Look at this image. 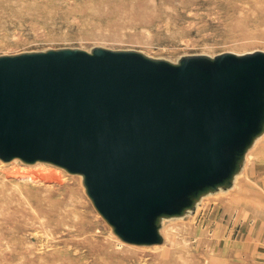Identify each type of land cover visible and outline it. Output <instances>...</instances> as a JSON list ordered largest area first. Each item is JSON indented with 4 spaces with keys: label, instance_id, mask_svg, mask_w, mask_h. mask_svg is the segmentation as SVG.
Instances as JSON below:
<instances>
[{
    "label": "water",
    "instance_id": "95a60500",
    "mask_svg": "<svg viewBox=\"0 0 264 264\" xmlns=\"http://www.w3.org/2000/svg\"><path fill=\"white\" fill-rule=\"evenodd\" d=\"M264 134V51L48 48L0 55V160L82 178L122 242L161 244L164 219L226 191Z\"/></svg>",
    "mask_w": 264,
    "mask_h": 264
},
{
    "label": "rangeland",
    "instance_id": "374dc122",
    "mask_svg": "<svg viewBox=\"0 0 264 264\" xmlns=\"http://www.w3.org/2000/svg\"><path fill=\"white\" fill-rule=\"evenodd\" d=\"M8 1L14 8L0 11V55L103 46L136 49L175 61L188 54L264 51V0H145L142 6H133L129 0L102 6L81 0ZM63 2H67L65 6ZM2 162L0 176L3 171L5 181L1 180L0 185L16 192L15 204L28 206L33 212L29 201L43 193L62 205L64 219L70 223L83 221L76 235L74 230L73 235L70 232L74 227L57 229L46 225L44 239H55L51 234L68 235L76 240H92L96 245L110 242L116 251L123 246L133 247L144 253L139 264H150L148 253L169 250L175 254L172 264H264V134L248 151L231 188L204 196L187 217L164 219L160 229L163 242L143 248L122 242L101 216L96 217L98 213L85 193L80 175L48 163L25 164L18 159ZM42 179L48 182H30ZM35 213L36 210L32 215ZM84 227L92 229L84 231ZM183 246L189 249L187 263L178 255Z\"/></svg>",
    "mask_w": 264,
    "mask_h": 264
},
{
    "label": "bare ground",
    "instance_id": "6f19581e",
    "mask_svg": "<svg viewBox=\"0 0 264 264\" xmlns=\"http://www.w3.org/2000/svg\"><path fill=\"white\" fill-rule=\"evenodd\" d=\"M123 1L126 2L127 0H81V2L83 3L95 2L98 5L101 4V6L103 3L125 4ZM66 3L67 2H65L64 4L63 2L64 6L66 5ZM128 3L129 4L131 3L133 6L134 5L142 6L145 3V0H133V2L132 1L130 2L129 0ZM97 7L99 8V6ZM13 8H14L13 4L10 1L0 0V11H5V10L8 11ZM131 9L128 10L130 11ZM1 172L2 173L0 176V181L4 180L3 178L5 176L4 172L3 171ZM45 180L43 181L39 180L37 182L30 181V182L36 185H43V182H48L47 180L46 181ZM15 193L16 192H13L12 190H7L3 185L2 186L0 185V244H1L0 262L3 261L6 262V264H139L140 263L138 262L139 258L140 260H142L141 255H143L144 253L133 247L130 248L129 246H125V247L123 246L121 251L118 250L116 251L114 249L115 248L114 245H112L110 242L99 243L97 244L99 246L98 248L94 241H93L94 244L92 243V240L85 238L76 240L75 238L72 239L68 235L51 234L55 236V239H47L49 238V236L46 239H44L43 238L44 235L42 236V234L43 233L46 234L48 232V230L45 228L46 225L48 226L50 225L51 227L57 229L63 226L74 227L72 230H70V232L73 235V230L75 234L78 230L77 228H82L83 221L73 220L74 222L70 223V221L66 220L67 218L64 219L62 217L63 214L61 211L63 209V208L61 209L62 205H58L50 197L49 198L45 197V194L43 193L42 195H40L41 197L40 196L36 198L34 197L31 198V201H29L32 207L36 210V213L32 215V213L35 210L32 212V208L28 206H23L22 204L18 206L17 204H15L16 202L15 203L13 202V199H16ZM30 193L32 194L33 192L30 191ZM19 194L21 195V193ZM29 203L25 202V204L27 205H30ZM14 213H18L19 215L14 217L13 216ZM71 216L74 218L73 215ZM32 217L35 218V222H32ZM96 217L99 218L100 215L98 214ZM100 218L102 219V217ZM91 229L84 227V231L86 230L91 231ZM67 236L68 238L66 240ZM141 248H143V246ZM188 253H189V249L186 248V246H183L180 249L178 255L183 256L186 259L184 260V262L187 263V260L189 259L187 257ZM99 254L101 256H96ZM174 256L175 254L173 253V251L169 250L165 253L161 252L159 254L148 253V256L146 257L150 259L149 261L150 264H172V259H175ZM198 260L200 261V259ZM213 264H218V263L214 261Z\"/></svg>",
    "mask_w": 264,
    "mask_h": 264
}]
</instances>
